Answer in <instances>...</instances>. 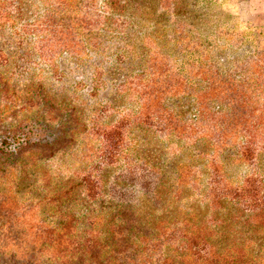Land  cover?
<instances>
[{"label": "rangeland", "instance_id": "374dc122", "mask_svg": "<svg viewBox=\"0 0 264 264\" xmlns=\"http://www.w3.org/2000/svg\"><path fill=\"white\" fill-rule=\"evenodd\" d=\"M197 1L191 14L176 15L161 4L154 13L156 0L113 12L105 0H0V200L12 202L11 191L20 199L0 205L1 264H29L20 244L29 249L41 233L66 242L102 216L104 204H92L80 187L72 198L54 193L99 168L107 146L97 129L121 133L114 175H140L146 160L175 180V156L191 164L196 153L168 135L180 127L211 130L216 157H205L230 183L246 177V159L236 154L249 131L264 146V0ZM66 130L38 150L12 137L23 131L34 142ZM44 255L53 258L51 250Z\"/></svg>", "mask_w": 264, "mask_h": 264}, {"label": "trees", "instance_id": "16d2710c", "mask_svg": "<svg viewBox=\"0 0 264 264\" xmlns=\"http://www.w3.org/2000/svg\"><path fill=\"white\" fill-rule=\"evenodd\" d=\"M105 1L111 12L124 10L131 4V0H124V4L123 0ZM160 4L164 14L183 15L191 14L197 3L156 0V6L152 3L148 8L159 13ZM2 14L0 19L5 17ZM3 25L0 21V27ZM96 133L107 146L99 168L70 179L69 188L55 187L54 193L57 200L72 198L74 190L80 187L88 201L104 204L102 208L108 214L103 211L102 216L96 215L83 231L74 228L72 235L65 233L66 242L65 235H59L57 240L41 233L38 241L31 240L29 249L27 244H20L19 248L25 247L22 251L31 255L27 256L29 264H34L35 256L41 257L35 264H264V146L254 145L255 131H249L246 147L236 154L238 160L246 159L249 170L236 184L220 175L223 168L218 167L214 157H205H216L211 130L198 133L168 127V135L193 145L196 151L192 153L191 164L180 165L184 156H175L180 173L173 181L162 164L146 160L139 165L140 175L131 170L129 174L124 170L114 175L110 170L117 165L114 157L123 147V142L117 146L121 133L117 127H103ZM27 134L15 131L12 137L14 140L25 137L26 143L34 144L38 150L44 144L49 145L52 137L57 141L67 135L68 130L45 131L34 142L27 141ZM35 152L31 151L34 159ZM9 154L21 161L15 153ZM197 156H202L203 162L198 163ZM194 168L197 169L193 171ZM11 193L12 202L7 198L0 200V205L5 203L3 208L18 204L20 199ZM204 208L207 213L202 212ZM57 229L61 233L64 227ZM50 250L53 258H45L44 253Z\"/></svg>", "mask_w": 264, "mask_h": 264}]
</instances>
